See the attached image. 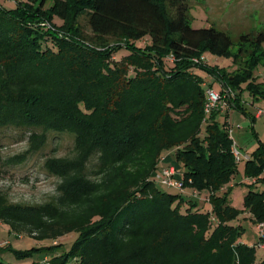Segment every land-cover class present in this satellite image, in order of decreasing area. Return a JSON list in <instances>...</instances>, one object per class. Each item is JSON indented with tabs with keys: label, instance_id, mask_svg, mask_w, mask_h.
Segmentation results:
<instances>
[{
	"label": "trees",
	"instance_id": "trees-1",
	"mask_svg": "<svg viewBox=\"0 0 264 264\" xmlns=\"http://www.w3.org/2000/svg\"><path fill=\"white\" fill-rule=\"evenodd\" d=\"M190 14L189 0L0 7V132L29 134L28 150L10 161L24 163L42 150L50 132L75 136L74 156L43 164L59 181L54 198L27 205L0 195V226L52 244L77 234L60 253L62 244L27 251L6 245L0 259L11 253L18 261L51 255L42 264H257L264 238L241 243L243 230L231 223L242 210L227 193L219 195L238 167L229 125L218 120L221 111L206 113L211 85L193 68L222 82L227 109L248 115L238 89L261 63L264 31L236 43L222 30L194 29ZM249 50L250 60L230 77L203 61L209 53L237 62ZM249 90L264 99V84ZM1 149L0 142V161ZM172 150L184 167V186L208 192V210L152 181L163 153ZM247 165V178L258 179L248 186L264 187L262 143ZM244 208L257 226L264 224V191L251 190Z\"/></svg>",
	"mask_w": 264,
	"mask_h": 264
},
{
	"label": "rangeland",
	"instance_id": "rangeland-1",
	"mask_svg": "<svg viewBox=\"0 0 264 264\" xmlns=\"http://www.w3.org/2000/svg\"><path fill=\"white\" fill-rule=\"evenodd\" d=\"M30 0H0V7L6 10H15L19 4L29 3ZM191 7V22L194 29L216 28L230 35L237 43L241 35L257 36L264 31V0H189ZM86 25V22H84ZM86 27V31L89 28ZM142 43L140 46H143ZM237 50V46H234ZM252 50L246 51L242 57L235 62L234 58L216 57L209 53L204 54V63L214 66L227 76H233L238 68H244L248 60H250ZM123 51L121 54H125ZM120 54V55H121ZM262 60L253 69V78L242 82L238 92L241 97V104L246 109L248 115L239 109L231 106L219 115L218 120L223 124L229 125L230 136L233 140L234 147L239 154L240 159L237 160V171L232 177L230 183L225 187L219 195L223 196L227 193L229 203L232 207L242 210V214L233 221V226L241 227L243 235L241 243L248 246H255L261 240L260 230L254 223L249 212L245 211L244 198L251 191H264V187L256 185L248 186L247 182V157H254L255 152L264 143V115L253 122L254 115L258 110L264 112V99L256 100L249 90L251 83L264 84V44L262 45ZM239 65V66H238ZM193 71L205 78V81L213 87L215 92L221 93L223 84L214 76L209 75L205 71L193 68ZM231 116L227 115L231 112ZM50 139L48 144L39 152L29 155L24 163L17 164L10 161L14 157L23 155L28 150L29 134L20 130L4 129L0 132L2 160L0 161V195H5L13 204L42 205L50 202L56 195V188L59 181L47 174L43 168V164L48 157H72L74 156L75 136L70 133H61L54 135L49 133ZM71 136V137H70ZM203 136V134H202ZM167 153H171L168 163L175 166L181 173L183 178L184 167L178 162L176 150L163 153L166 157ZM163 157V158H164ZM161 167L152 176V181L156 186L164 192L177 195L180 192L175 187L164 185L156 176L161 174ZM177 180V179H176ZM192 188L184 187L183 194L188 199L201 203L205 193L199 192L194 194ZM193 193V194H192ZM190 194V195H188ZM203 207V206H202ZM207 207L210 208V205ZM208 210V208H206ZM185 211V207L182 208ZM77 239V234H70L64 238L57 240L55 244H62L58 252H63L71 247ZM51 241H36L26 234L17 235L9 233V230L3 225L0 226V246L10 245L13 250L27 251L37 248L51 247ZM257 264L264 259V250L260 245L256 249ZM51 255H35L24 261H18L13 254H6L0 259V263L11 264H42L46 260H50Z\"/></svg>",
	"mask_w": 264,
	"mask_h": 264
},
{
	"label": "built area",
	"instance_id": "built-area-1",
	"mask_svg": "<svg viewBox=\"0 0 264 264\" xmlns=\"http://www.w3.org/2000/svg\"><path fill=\"white\" fill-rule=\"evenodd\" d=\"M204 59V58H203ZM173 60V59H172ZM194 62L199 63V60L195 59ZM229 94L227 93H218L215 92L214 89L209 88L207 90V104H206V113H209L213 110L221 111L222 113L225 112V110L228 107V103L226 101V96ZM264 115V112L262 110H258L257 117L260 118ZM234 155L236 160H239V154L237 153L236 148L234 147ZM164 158L162 159V161ZM247 160H250V157H247ZM181 173L178 171V169L175 166L164 168L161 172V174L157 175L156 178L161 180L164 185H167L169 187H175L178 191L181 193L184 190V183L182 181V178L180 177ZM177 179V180H176ZM257 178H248L246 184H255L257 183ZM194 194H197V192H194ZM258 229L260 230V235L262 238H264V224L261 223L258 226ZM262 249H264V243L260 245Z\"/></svg>",
	"mask_w": 264,
	"mask_h": 264
},
{
	"label": "crops",
	"instance_id": "crops-1",
	"mask_svg": "<svg viewBox=\"0 0 264 264\" xmlns=\"http://www.w3.org/2000/svg\"><path fill=\"white\" fill-rule=\"evenodd\" d=\"M208 85H209V83H207ZM212 89H213V87H211ZM224 90V88L221 90V92ZM231 113H232V111L231 112H228L227 113V115L229 116H231ZM263 117V116H262ZM254 118H255V120H258V119H260V118H258L257 117V113L254 115ZM263 145H264V143H262ZM173 151V150H172ZM171 153H167L166 154V157H164V160L162 161V163L160 164V167H161V170H163L164 168H168V167H172L173 165L172 164H170V163H168V158H170L171 157ZM181 177V176H180ZM188 195H190V194H188ZM203 198H205V197H203ZM198 204V206L199 207H202V208H204V209H206V208H208L209 209V207H207L209 204L207 203V202H205L204 201V199L202 200V202L201 203H197Z\"/></svg>",
	"mask_w": 264,
	"mask_h": 264
}]
</instances>
